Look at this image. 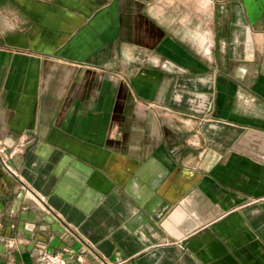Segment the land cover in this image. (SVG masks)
Instances as JSON below:
<instances>
[{
  "label": "crops",
  "instance_id": "obj_1",
  "mask_svg": "<svg viewBox=\"0 0 264 264\" xmlns=\"http://www.w3.org/2000/svg\"><path fill=\"white\" fill-rule=\"evenodd\" d=\"M0 264H264V0H0Z\"/></svg>",
  "mask_w": 264,
  "mask_h": 264
},
{
  "label": "built area",
  "instance_id": "obj_2",
  "mask_svg": "<svg viewBox=\"0 0 264 264\" xmlns=\"http://www.w3.org/2000/svg\"><path fill=\"white\" fill-rule=\"evenodd\" d=\"M6 151L5 147L3 146L2 142L0 141V153H4ZM2 224L0 220V225ZM50 264H66L65 258L59 256L58 254H52L49 257Z\"/></svg>",
  "mask_w": 264,
  "mask_h": 264
}]
</instances>
